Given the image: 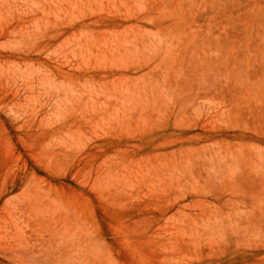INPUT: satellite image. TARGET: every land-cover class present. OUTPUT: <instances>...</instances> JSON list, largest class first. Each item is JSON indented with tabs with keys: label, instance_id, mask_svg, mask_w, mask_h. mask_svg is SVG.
<instances>
[{
	"label": "rangeland",
	"instance_id": "obj_1",
	"mask_svg": "<svg viewBox=\"0 0 264 264\" xmlns=\"http://www.w3.org/2000/svg\"><path fill=\"white\" fill-rule=\"evenodd\" d=\"M0 264H264V0H0Z\"/></svg>",
	"mask_w": 264,
	"mask_h": 264
}]
</instances>
